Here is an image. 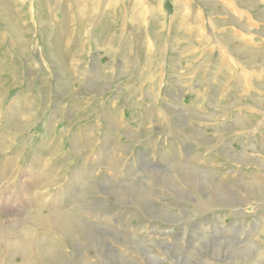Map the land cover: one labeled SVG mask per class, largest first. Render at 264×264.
<instances>
[{
  "label": "rangeland",
  "instance_id": "rangeland-1",
  "mask_svg": "<svg viewBox=\"0 0 264 264\" xmlns=\"http://www.w3.org/2000/svg\"><path fill=\"white\" fill-rule=\"evenodd\" d=\"M0 264H264V0H0Z\"/></svg>",
  "mask_w": 264,
  "mask_h": 264
}]
</instances>
